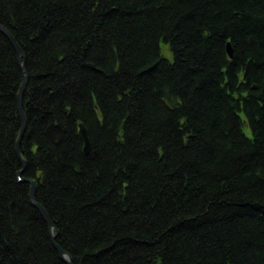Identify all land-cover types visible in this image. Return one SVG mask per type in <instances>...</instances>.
<instances>
[{
  "label": "trees",
  "instance_id": "16d2710c",
  "mask_svg": "<svg viewBox=\"0 0 264 264\" xmlns=\"http://www.w3.org/2000/svg\"><path fill=\"white\" fill-rule=\"evenodd\" d=\"M0 25L72 264H264V0H0ZM22 81L0 32V264H66L17 188Z\"/></svg>",
  "mask_w": 264,
  "mask_h": 264
},
{
  "label": "bare ground",
  "instance_id": "6f19581e",
  "mask_svg": "<svg viewBox=\"0 0 264 264\" xmlns=\"http://www.w3.org/2000/svg\"><path fill=\"white\" fill-rule=\"evenodd\" d=\"M1 27H3L2 25H0ZM4 28V27H3ZM5 29V28H4ZM169 48L167 46V44L165 43H162V42H159V55L160 56H163L164 55V51L168 52L169 53ZM19 62V65H20V68H21V73H22V77H23V81L21 84H19V86L17 87V89H19L18 91L20 92L22 86H23V83L25 81V78L27 79V84H26V89H27V85H28V80H29V74L27 73L26 69H25V66H24V69L22 68L21 66V63L20 61L18 60ZM26 89L24 90L23 92V96L25 94V91ZM18 99H19V93H18ZM22 102H23V97H22ZM23 105H24V102H23ZM24 114H25V111H24ZM18 115H19V119H20V123H21V128H20V132L19 134L21 133V130H22V121H21V118H20V114H19V100H18ZM26 116V115H25ZM27 119V118H26ZM26 127H27V124H26ZM26 127H25V132H26ZM85 129L87 131V127L84 125V124H79L78 125V132L81 136V130L82 129ZM25 132H24V136H25ZM87 134H88V131H87ZM89 135V134H88ZM24 136L22 138V141H21V145H20V148L17 147V145L19 144L18 143V138H19V135L17 136V138L15 139V142H13V153L15 152V156H16V163H15V166H16V169H17V181L18 183H20L19 187H17L18 189H20L22 186L26 185L28 186V189H29V201L31 203V205L37 209L39 212H40V208L39 207H42L43 206L37 201V198H36V195L34 194V196L31 197V189H32V184L34 186V189L36 190L39 183L41 182V177H40V174L38 173V169L36 166H34V164H32V166L30 165V167H32L33 169V176H30V177H27L26 176V170L27 168L29 167V164H28V161L25 159L24 157V154L22 152V145H23V139H24ZM89 138V136H88ZM83 142V145H84V148H83V151L84 153H86V145H85V142H84V139L82 140ZM19 146V145H18ZM89 152V151H88ZM34 154L37 155L39 154L38 153V150L36 148V150H34ZM88 154V153H86ZM38 181V182H37ZM44 209V208H43ZM45 210V209H44ZM47 213V212H46ZM40 214L42 215V213L40 212ZM48 215V214H47ZM43 216V215H42ZM49 216V215H48ZM51 220V219H50ZM52 222V221H51ZM53 224V223H52ZM48 226V225H47ZM50 232V231H49ZM50 235V238L52 240V243H53V247L55 248L56 252L58 253V255H60L59 251L57 250L56 246L59 247L60 249L61 246L56 242V239H57V236L56 234H49ZM63 252H65V254L70 258L71 260V256L65 251L62 249ZM60 257V256H59ZM62 260V259H61ZM63 261V260H62ZM65 262V261H64ZM66 263V262H65ZM71 263H72V260H71ZM68 264V263H66Z\"/></svg>",
  "mask_w": 264,
  "mask_h": 264
},
{
  "label": "water",
  "instance_id": "95a60500",
  "mask_svg": "<svg viewBox=\"0 0 264 264\" xmlns=\"http://www.w3.org/2000/svg\"><path fill=\"white\" fill-rule=\"evenodd\" d=\"M0 32H2L10 40L11 44L13 45V47H14L17 55H18V60L20 61L21 66L24 69V66H25L24 65V61H23L24 54H23L21 48L19 47V45L17 44L16 40L13 38V36L6 29H4L1 26H0ZM228 55H229V57L231 59L234 57V51L232 49L231 44H228ZM26 84H27V79L25 78L23 86H22V88H21V90L19 92V99H18L19 100V114H20V118H21V121H22V125H23L21 133L19 134V138H18V143H19L18 144L19 146L17 145L18 148H20L21 141H22V138H23L24 132H25L24 130H25V127H26V124H27V119H26V116L24 114V105H23V102H22L23 92L26 89ZM81 136L84 139V142H85V145H86V153H88V151H89V138H88L87 131L84 128L81 130ZM34 194H35V189H34V186L32 184L31 197L34 196ZM39 208H40V212L42 213L45 222L48 225L50 233L53 234L54 226H53L49 216L47 215L46 211L42 207H39ZM56 248H57V250L60 253V255H59L60 258L63 261H65L66 263L72 264L70 258L65 254V252H63L62 249H60L57 246H56Z\"/></svg>",
  "mask_w": 264,
  "mask_h": 264
},
{
  "label": "rangeland",
  "instance_id": "374dc122",
  "mask_svg": "<svg viewBox=\"0 0 264 264\" xmlns=\"http://www.w3.org/2000/svg\"><path fill=\"white\" fill-rule=\"evenodd\" d=\"M164 55H165V57H167V58H170V57H171L170 54H169L168 52H166V51H164Z\"/></svg>",
  "mask_w": 264,
  "mask_h": 264
}]
</instances>
